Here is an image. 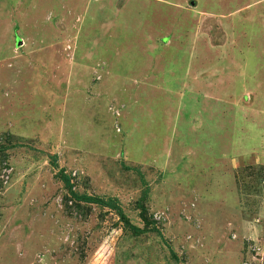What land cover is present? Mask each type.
I'll use <instances>...</instances> for the list:
<instances>
[{
	"label": "rangeland",
	"instance_id": "374dc122",
	"mask_svg": "<svg viewBox=\"0 0 264 264\" xmlns=\"http://www.w3.org/2000/svg\"><path fill=\"white\" fill-rule=\"evenodd\" d=\"M226 1L0 0V264H264V0Z\"/></svg>",
	"mask_w": 264,
	"mask_h": 264
},
{
	"label": "trees",
	"instance_id": "16d2710c",
	"mask_svg": "<svg viewBox=\"0 0 264 264\" xmlns=\"http://www.w3.org/2000/svg\"><path fill=\"white\" fill-rule=\"evenodd\" d=\"M3 150V149H2ZM75 198H77L80 201L89 203V204H95L98 205L100 207L106 206L108 208H111L112 210L115 211L116 215L118 216V218L121 220L122 224H123V229L124 230H128L130 232V234L133 237H138L139 235L145 233V232H150L155 234L156 236H161L162 235L160 233V231L154 226L155 224L153 223L151 217L148 214L147 209L142 205L139 204V208H140V213H139V217L141 218V220L145 223L144 228L140 229L135 225H132L128 218L126 217V215L124 214L123 210L119 207L116 206L114 204H110L109 205H105L106 202L100 198L97 197H90V196H80V197H76V194L73 193L72 191H69ZM171 259H172V264H177V257L174 253H172L171 251Z\"/></svg>",
	"mask_w": 264,
	"mask_h": 264
},
{
	"label": "crops",
	"instance_id": "0c3cea01",
	"mask_svg": "<svg viewBox=\"0 0 264 264\" xmlns=\"http://www.w3.org/2000/svg\"><path fill=\"white\" fill-rule=\"evenodd\" d=\"M129 1H132V2H138V1H140V2H147L148 3V1H153V0H129ZM154 1H157V0H154ZM159 1H162V0H159ZM222 1H225V3H227V1L226 0H222ZM230 6V5H229ZM245 7H244V5H242V7H240L239 9L234 5V8H233V10L232 11H230V13H234V14H238V13H241V12H243V11H241V10H243ZM149 13H151V11H149ZM133 31H137L136 30V27H135V29L133 30ZM139 32H141L142 33V35H144L145 33H147V31H142L140 28H139ZM148 35H151V34H148ZM148 35H146L148 38H151L150 36H148ZM146 36H145V41L147 42V39H146ZM154 38V37H153ZM163 41H165L166 42V40H167V38H165V39H162ZM162 40L160 41V43L161 44H165V42H162ZM157 47H154L155 49H160L161 47H163L162 45H159V44H157L156 45ZM220 46H222V45H220ZM147 48H148V45H147ZM147 51V50H146ZM219 57H224L223 55H222V53L219 55ZM226 58H228V55H226L225 56ZM149 60H152V58H149L148 57V59H146V62H145V67H149L150 66V68H152L151 67V65L153 64V63H156L157 64V59H155V58H153V63L151 64L150 62H149ZM180 61V60H179ZM219 62H222V61H219ZM160 63H163V62H160ZM174 63H180V62H177V61H175V60H170L169 61V63L168 64H171V65H173ZM221 71V73H223V70L221 69L220 70ZM238 73H239V75L238 76H242V72L241 71H238V70H236ZM158 73H160L161 71L160 70H158L157 71ZM162 73V72H161ZM173 75H175V74H172L171 76H168V78L166 77L165 78V82H168V81H171L170 79H172L173 78ZM189 77H190V73H189ZM209 82H211V79H209ZM168 84V83H167ZM204 85H206V84H204ZM208 85H211V84H208ZM210 87V86H209ZM210 93H215V91H213V92H211V91H209ZM192 123V122H191ZM193 125V124H192ZM195 128H196V126L195 125H193ZM198 127H201V126H198ZM188 129H190V130H192L193 131V127L191 126V125H189V127H188ZM193 134H194V132H193ZM195 136V138H196V135H194Z\"/></svg>",
	"mask_w": 264,
	"mask_h": 264
},
{
	"label": "built area",
	"instance_id": "2783aa9c",
	"mask_svg": "<svg viewBox=\"0 0 264 264\" xmlns=\"http://www.w3.org/2000/svg\"><path fill=\"white\" fill-rule=\"evenodd\" d=\"M262 262H263V259L261 258V260H260L259 264H262Z\"/></svg>",
	"mask_w": 264,
	"mask_h": 264
}]
</instances>
